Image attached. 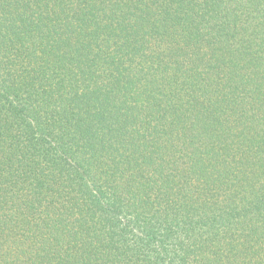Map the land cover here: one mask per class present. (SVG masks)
Here are the masks:
<instances>
[{
	"label": "trees",
	"instance_id": "obj_1",
	"mask_svg": "<svg viewBox=\"0 0 264 264\" xmlns=\"http://www.w3.org/2000/svg\"><path fill=\"white\" fill-rule=\"evenodd\" d=\"M0 264H264V0H0Z\"/></svg>",
	"mask_w": 264,
	"mask_h": 264
}]
</instances>
